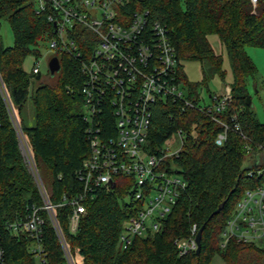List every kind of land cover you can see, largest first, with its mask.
Here are the masks:
<instances>
[{"label": "trees", "instance_id": "obj_1", "mask_svg": "<svg viewBox=\"0 0 264 264\" xmlns=\"http://www.w3.org/2000/svg\"><path fill=\"white\" fill-rule=\"evenodd\" d=\"M132 1L133 6L147 8L150 18L166 24L178 78L183 83L182 61L200 63V82L188 83L186 89L193 105L178 99L155 103L146 137L147 148L154 151L172 132L181 131L179 149L162 165H170L186 187L157 232L134 236L123 249L119 235L132 212L133 201L121 181L109 191L96 190L92 198L83 201L85 210L74 231L69 230V206H56L54 215L70 255H79L81 264H209L215 254L223 264H264V240H228L219 247L225 220L242 191L253 188L262 178L249 172L255 167L256 146L264 145V120H257L249 102H245L246 80L256 73L245 47L264 46V0H257L253 6L249 0ZM45 12H34L33 0H0V18L7 22L12 34L9 45L3 44L0 35V81L41 182L50 201L57 203L62 194L71 196L80 189L75 170L88 152L81 115L80 86L84 76L78 59L64 52H56L60 66L51 76L48 70L44 77L40 70H24V57L32 55L35 59L40 53L39 44L52 34V23ZM210 33L216 34L223 45L231 72L230 100L218 116L231 125L229 116L234 114L246 136L242 138L229 128L220 144L214 142V137L221 125L195 106L201 99L198 85H205L213 74L220 78L224 75L221 54L208 41ZM27 97L33 112L30 125L24 123L21 113ZM245 143L251 146L249 152ZM33 202L39 203L37 189L0 93V241L6 264H37L28 251L30 237L26 233L13 235L4 227L6 222L22 218ZM221 202V208L213 213ZM192 224L197 229L202 226L199 252L178 255L173 241L187 236ZM40 244L44 264H66L46 218Z\"/></svg>", "mask_w": 264, "mask_h": 264}, {"label": "built area", "instance_id": "obj_2", "mask_svg": "<svg viewBox=\"0 0 264 264\" xmlns=\"http://www.w3.org/2000/svg\"><path fill=\"white\" fill-rule=\"evenodd\" d=\"M249 2L253 6L257 0ZM132 3V0H33L34 12L46 11V19L52 23V34L46 40L50 55L64 52L77 58L84 76L80 86L81 115L88 152L75 170L80 183L75 194H62L57 203L50 201L0 81V93L7 103L17 139L23 144L21 154L39 196V203H31L22 218L8 221L4 227L13 235L26 233L30 237L28 251L37 264H44L40 234L45 218L66 264H74L54 215L56 206H69L68 225L74 231L85 210L83 201L92 198L96 190L109 191L121 181L127 197L133 201L132 212L119 235L123 249L134 236L157 232L186 187L170 165H162L179 148L170 154L161 146L150 151L146 137L155 103L167 99H178L185 105L193 102L179 86L182 81L178 78L177 59L166 24L150 18L147 8ZM30 71H39L36 58ZM229 100L227 88L208 102L195 104L221 125L214 137L216 144L225 139L229 128L246 138L234 114L229 116L231 125L218 116ZM175 132L181 145L182 133L179 129ZM256 147L255 167L249 172L262 176L261 181L242 191L225 220L220 248L228 240L240 243L264 240V145ZM244 148L251 150L249 143ZM196 231L192 224L187 236L173 241L178 255L194 252ZM0 264H6L1 241Z\"/></svg>", "mask_w": 264, "mask_h": 264}, {"label": "rangeland", "instance_id": "obj_3", "mask_svg": "<svg viewBox=\"0 0 264 264\" xmlns=\"http://www.w3.org/2000/svg\"><path fill=\"white\" fill-rule=\"evenodd\" d=\"M0 35L4 45H9L12 43V34L7 22L0 18ZM208 41L214 51L221 54L222 62L221 67L224 70V75L220 78L217 74H213L207 80L205 85L199 84L197 87L200 103H206L209 101L210 97L218 96L226 91L229 82L231 81V72L226 56L225 49L223 45L219 42L216 34L210 33L207 36ZM39 55L36 57L38 62V67L41 73V77L47 76V59L51 54V50L47 47V42L39 44ZM246 53L249 55L256 67V73L253 78H248L246 80V90L249 96V105L253 112V116L260 121L264 120V46H246ZM34 57L32 55H26L22 61V66L25 71H30L33 64ZM182 70L185 75V83L181 82L179 86L184 90L187 89L188 83L200 82V63L197 60H185L182 61ZM210 95V97L208 96ZM22 119L24 123L30 125L33 123V112L29 97L21 110ZM20 153L22 152L23 144L18 141ZM161 148L166 149L168 154L176 151L180 144L177 133L174 131L170 136L161 143ZM158 148V147H157ZM169 157V156H168ZM166 158L167 160L169 158ZM75 264H81V258L79 255L72 257ZM209 264H223L221 258L215 254Z\"/></svg>", "mask_w": 264, "mask_h": 264}, {"label": "water", "instance_id": "obj_4", "mask_svg": "<svg viewBox=\"0 0 264 264\" xmlns=\"http://www.w3.org/2000/svg\"><path fill=\"white\" fill-rule=\"evenodd\" d=\"M59 61L58 58L55 54H52L48 57L47 59V70H48V74L51 76L53 75L56 71L59 70ZM245 102L248 103L249 102V96L246 94L245 95ZM221 202L220 204H218L217 208L213 211V213H216L222 206ZM201 229L202 226H200L196 233H195V242H196V248L194 250V254H198L199 252V244H200V234H201Z\"/></svg>", "mask_w": 264, "mask_h": 264}]
</instances>
